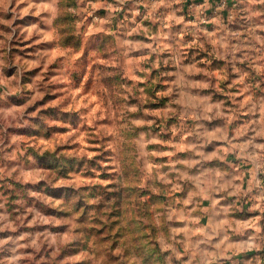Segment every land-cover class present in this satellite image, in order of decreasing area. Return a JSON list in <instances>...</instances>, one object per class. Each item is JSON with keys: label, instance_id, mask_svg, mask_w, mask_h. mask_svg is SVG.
Wrapping results in <instances>:
<instances>
[{"label": "rangeland", "instance_id": "1", "mask_svg": "<svg viewBox=\"0 0 264 264\" xmlns=\"http://www.w3.org/2000/svg\"><path fill=\"white\" fill-rule=\"evenodd\" d=\"M0 264H264V0H0Z\"/></svg>", "mask_w": 264, "mask_h": 264}]
</instances>
